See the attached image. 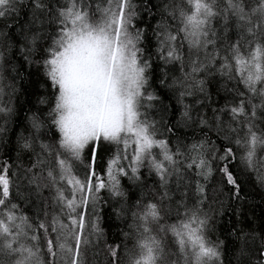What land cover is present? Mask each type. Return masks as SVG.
Instances as JSON below:
<instances>
[{
	"label": "snow or ice",
	"instance_id": "snow-or-ice-1",
	"mask_svg": "<svg viewBox=\"0 0 264 264\" xmlns=\"http://www.w3.org/2000/svg\"><path fill=\"white\" fill-rule=\"evenodd\" d=\"M5 145L0 264H264V0H0Z\"/></svg>",
	"mask_w": 264,
	"mask_h": 264
},
{
	"label": "trees",
	"instance_id": "trees-1",
	"mask_svg": "<svg viewBox=\"0 0 264 264\" xmlns=\"http://www.w3.org/2000/svg\"><path fill=\"white\" fill-rule=\"evenodd\" d=\"M24 73L23 77L18 81L15 98L13 99V105L16 108L17 115L13 118V123L9 125L10 131L8 133L9 137L14 142L15 133L19 130L20 124L23 122L25 114L29 110H34L37 106L36 101L40 95L44 94L41 84L44 82V78L39 75L35 70H31L29 75V70L21 69ZM174 119V117H173ZM191 134V133H189ZM9 145H5L3 150L5 156L14 155L13 152L8 151ZM105 153L102 151L100 154L99 162H103ZM245 177L241 176V181H244ZM125 186H128V182L124 181ZM264 190H261L258 187H254V181L250 183L243 184V190L241 195L245 196V213L248 217H251L255 220L256 224H261L264 221V200L261 199V193ZM106 195V194H105ZM110 207L101 206V226L105 229L107 233V238L111 242L118 235V225L119 222L115 218H109ZM234 220V217L231 213L226 214L221 218L220 223L217 226V234L220 236V239H225V231L229 229V224ZM226 256L225 261L227 262L228 256L231 255V252L225 249ZM92 264H106V254L103 252L101 247L100 255L92 258Z\"/></svg>",
	"mask_w": 264,
	"mask_h": 264
}]
</instances>
